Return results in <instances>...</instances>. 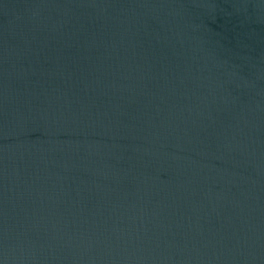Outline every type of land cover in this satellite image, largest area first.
Here are the masks:
<instances>
[{"label": "water", "instance_id": "1", "mask_svg": "<svg viewBox=\"0 0 264 264\" xmlns=\"http://www.w3.org/2000/svg\"><path fill=\"white\" fill-rule=\"evenodd\" d=\"M0 264H264V0H0Z\"/></svg>", "mask_w": 264, "mask_h": 264}]
</instances>
